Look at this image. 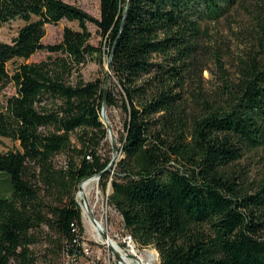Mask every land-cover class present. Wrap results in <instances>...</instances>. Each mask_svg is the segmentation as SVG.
I'll list each match as a JSON object with an SVG mask.
<instances>
[{
	"label": "trees",
	"instance_id": "1",
	"mask_svg": "<svg viewBox=\"0 0 264 264\" xmlns=\"http://www.w3.org/2000/svg\"><path fill=\"white\" fill-rule=\"evenodd\" d=\"M13 19L24 24L0 41V138L20 148L0 152V264H37L42 242L50 264L84 254L76 193L111 161L105 97L122 115L124 155L100 179L136 239L161 264H264V161L249 155L264 149V0H101L100 17L64 0H0V25ZM62 19L80 29L44 43ZM223 20L245 31L233 55L206 44ZM39 50L51 54L9 71ZM104 55L107 89V70L81 73ZM208 68L211 88L199 79Z\"/></svg>",
	"mask_w": 264,
	"mask_h": 264
},
{
	"label": "rangeland",
	"instance_id": "2",
	"mask_svg": "<svg viewBox=\"0 0 264 264\" xmlns=\"http://www.w3.org/2000/svg\"><path fill=\"white\" fill-rule=\"evenodd\" d=\"M64 1L80 6L81 8H83L84 10H86L95 17H100L101 0H64ZM242 15L248 16V13L245 10H242ZM23 24H24L23 20L13 19L9 22H5L4 24L0 25V41L11 42L12 39L17 35L18 29ZM65 26H70L75 29H80L78 21L62 19L58 23L48 24L46 26V35L43 38V42L56 43L61 41ZM88 27L92 32V37L90 40L91 43H93L94 45H102L103 47H105L104 39L99 34L97 26L94 23L89 22ZM216 28L219 30V32H216ZM244 35H245V31L244 28L242 27V24L236 23L234 21L223 20V22L219 24L211 23L210 37L206 38V44L210 45L209 47H213V49L223 48L225 51L233 55L241 50L240 49L241 45H244L243 43ZM50 54L51 53L47 50H39L36 53H34L29 59H17L16 61H11L8 64L9 71L12 72L15 65L19 63L40 61L42 59L47 58ZM207 61L209 67H211L213 71L216 72L217 71L216 66L210 57H208ZM107 63H108L107 57L105 55L101 63L98 62L97 60H89L81 70L82 76L86 80H90L98 76L102 77L105 73V70H107L108 68ZM199 79L200 82L203 84V87L211 88L216 81V76L212 75L208 68L203 71L202 76ZM194 87L195 85L191 84L190 88L194 89ZM15 93H16V87L14 86L13 83H10L2 90V94L4 96L12 95ZM107 115L109 122L111 124L113 135L116 139L117 147L119 149L121 145L119 139L123 131V126L121 122L122 115L120 114V111L118 109L107 110ZM17 148H20L19 142H15L9 138H0V152H6L8 150L11 149L14 150ZM112 149L113 148H112L110 135L108 134V137L104 140L102 147L100 148V152L106 153L108 156L111 157V159H113L114 152L112 151ZM123 155L124 154L122 152H119V154L117 155L116 160L111 167L112 172L115 171V167ZM249 155L252 156L250 157V159L256 161V164L258 163V161H264V149H259L258 151H256V153H250ZM246 159L247 158L243 160V163H246ZM57 160L60 163H62L64 160V155L57 157ZM84 190L85 189H83L82 191ZM87 190H88L86 191L87 194L85 193V195L88 199V202L89 203L94 201L98 202V205L96 206V211L95 212L93 211L95 218L96 219L98 218L104 222L107 228L108 236L113 238L118 243L121 250H123L125 253L129 252L130 253L129 256H134L136 258H137L136 255H138V258L139 256L149 258V254L152 251H156L157 258L154 259L153 261H150L149 264H161L160 256L156 248L153 247L151 244H142L141 242H139L136 239L134 232L125 226L123 217L120 214V212L109 201V196L112 193L111 180H109L106 187H104L103 183L101 182V179L98 178V180H94L91 183V185L87 188ZM78 194L76 193V198L80 203V205H82L84 202L83 201L84 197L83 199H81ZM82 221L84 227V231L82 235L83 238L82 247L88 248L89 257L82 256L80 258V261L81 262L86 260L89 261L92 258L97 259L99 257L100 259L99 264H119L118 259L115 256L114 252L112 251L111 247L108 244L99 241L90 234L83 219V211H82ZM128 235L132 236L131 243H133L137 251L135 252L136 255L131 254L132 250L134 249L131 247L129 248V245L125 240ZM44 245L45 244L42 242L36 246V249L39 251V254L37 256L38 259L36 262L37 264L51 263L49 262V260H45L44 255L41 254L43 252ZM65 259H66V255H64L55 264H64Z\"/></svg>",
	"mask_w": 264,
	"mask_h": 264
},
{
	"label": "bare ground",
	"instance_id": "3",
	"mask_svg": "<svg viewBox=\"0 0 264 264\" xmlns=\"http://www.w3.org/2000/svg\"><path fill=\"white\" fill-rule=\"evenodd\" d=\"M94 180H98V178L96 176H93V177L89 178L88 180H86L83 183L82 190L83 189H85V190L84 191L80 190V192H78L79 193L78 195H79V197L81 199H83V197H86L85 193L87 194V192H86V191H88L87 188L91 185V183ZM97 205H98V202L97 201H94V202H91V203L88 202V205H86L84 202L82 204L83 219L85 221V224L87 226L88 231L90 232V234L93 237H95L96 239H98L99 241H101L103 243L108 244L110 247H111V244H112L116 248V250L118 252H120L125 257V261L127 263L128 262H131V259L127 258L128 255L123 250H121L120 246L118 245V243L113 238H112V241H111V240H107L104 237L103 234L104 233H107V228H106V225L104 224V222L102 220L98 219V218L96 219V222H94V221H92L91 219L88 218V215H87L88 208L93 213V211L94 212L96 211V206ZM109 238H111V237L109 236ZM127 238L130 240V242H132V236L131 235H128ZM132 252L135 253L137 251L134 248V250H132ZM156 258H157V252L156 251H152L149 254V258H145L143 256H139V259H140L139 261H141V264H149L150 261H153Z\"/></svg>",
	"mask_w": 264,
	"mask_h": 264
},
{
	"label": "water",
	"instance_id": "4",
	"mask_svg": "<svg viewBox=\"0 0 264 264\" xmlns=\"http://www.w3.org/2000/svg\"><path fill=\"white\" fill-rule=\"evenodd\" d=\"M129 2V1H128ZM129 4V3H128ZM107 71H108V74H107V79H106V89L108 87V84H109V77H110V67H111V57L109 58V61L107 63ZM106 94V93H105ZM107 99L105 97L104 99V102H103V106H102V120L103 122L105 123L107 129H108V133L110 135V139H111V143H112V148H113V152H114V156H113V159H111V161L108 163V165L100 172L96 173V174H93V175H90V176H87V177H84L78 184V192L80 190H82V186H83V183L88 180L89 178L93 177V176H96L98 178H101L102 174H104L106 171L110 170L112 165L114 164L115 160H116V157L117 155L119 154V149L117 147V144H116V139L113 135V131H112V128H111V124L109 122V119H108V115H107ZM112 186V184H111ZM77 192V194H78ZM84 203L86 205H88V199L86 197H84ZM81 209H82V205H81ZM88 216L89 218L96 222V218L94 216V214L92 213V211L88 208ZM104 237L107 239V240H111L112 241V238H109L108 234L107 233H104L103 234ZM111 249L112 251L114 252L115 256L118 258L119 261L123 262L124 264H128L126 261H125V257L116 250V248L111 244Z\"/></svg>",
	"mask_w": 264,
	"mask_h": 264
},
{
	"label": "built area",
	"instance_id": "5",
	"mask_svg": "<svg viewBox=\"0 0 264 264\" xmlns=\"http://www.w3.org/2000/svg\"><path fill=\"white\" fill-rule=\"evenodd\" d=\"M126 242L128 243V245H129V248L131 247V248H135L134 247V245H133V243H131L130 242V240L126 237ZM129 250V249H128ZM83 252H84V254L83 255H80V256H70V257H68L65 261H64V264H99V257L97 258V259H94V258H92L91 260H86V261H83V262H81L80 261V258L82 257V256H84V257H89V250H88V248H86V247H83ZM126 254L128 255V257L127 258H129V259H131V262H128V264H140L141 263V261H139L140 259L138 258V255H136L135 253H132L131 252V254H134V255H136L137 256V258L136 257H134V256H129V252H126ZM118 259V258H117ZM118 262H119V264H124L123 262H121V261H119L118 260Z\"/></svg>",
	"mask_w": 264,
	"mask_h": 264
}]
</instances>
